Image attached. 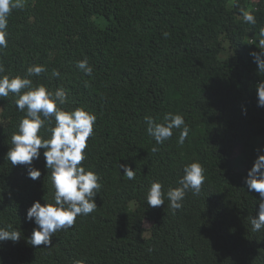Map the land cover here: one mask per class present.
<instances>
[{
	"label": "trees",
	"instance_id": "16d2710c",
	"mask_svg": "<svg viewBox=\"0 0 264 264\" xmlns=\"http://www.w3.org/2000/svg\"><path fill=\"white\" fill-rule=\"evenodd\" d=\"M240 8L254 13L255 26L242 21ZM260 28L264 0H25L13 10L0 63L9 75L44 65L34 83L63 86L67 107L95 113L83 163L102 187L96 210L55 233L51 248L29 245L35 225L27 209L43 197L52 202L54 189L43 149L33 162L42 172L36 181L6 159L24 113L11 93L0 98V227L22 235L0 245V264H264V229L253 232L249 221L259 194L244 184L264 148L255 89L264 72L249 55L259 51ZM85 57L91 76L75 66ZM169 111L190 126L183 145L178 130L163 145L147 135L144 117ZM193 161L205 170L199 195L189 192L176 211L166 198L165 205H147L150 181L175 187ZM119 163L135 170L134 180Z\"/></svg>",
	"mask_w": 264,
	"mask_h": 264
},
{
	"label": "clouds",
	"instance_id": "9594fccd",
	"mask_svg": "<svg viewBox=\"0 0 264 264\" xmlns=\"http://www.w3.org/2000/svg\"><path fill=\"white\" fill-rule=\"evenodd\" d=\"M24 6L25 0H0V51L7 49L9 44L8 25L11 13ZM239 14L244 23L253 26L257 24L252 11L240 8ZM168 35L167 32L164 33L165 37ZM255 35V45L259 51H250L249 55L257 65V71L264 72V28H260ZM75 66L86 76L93 73V67L86 57L77 60ZM45 72L47 68L44 65L31 63L22 75H9L0 63V98L9 97L11 93L16 108L24 113L17 131L12 133L6 159L13 167L25 166L27 178L36 181L42 172L33 162L40 159L43 149L45 167L48 173L50 171V182L54 189L52 202L43 197L45 203L35 200L27 209V222L35 225L27 243L32 247L43 245L51 248L55 233L67 231L74 227L78 216H87L96 210V197L102 184L100 175L93 169L86 168L83 163L87 159L88 141L94 136L97 116L83 105L67 107L69 93L63 86L50 90L47 85L34 83L31 79ZM60 75L59 70L53 69L52 78H59ZM85 84L87 85V81ZM255 89L257 106L264 108V79L256 84ZM244 114H247L246 108ZM144 123L147 135L156 145H163L171 140L174 130L179 131L178 145H183L191 130L178 112L169 111L162 117L146 115ZM151 151L157 152L159 148L154 146ZM257 153L253 166L244 178L247 190L259 194L256 215L249 217L253 232L264 229V148H258ZM118 167L128 180L135 179V170L129 164L119 163ZM182 171L183 175L175 187L165 189L161 181H150L145 194L147 205H165L166 198L168 206L176 211L183 207V200L189 192L199 195L205 181L202 164L198 161L187 163ZM21 238L19 228H13L12 225L0 227V245L7 241L16 244ZM73 264H86V261L76 259Z\"/></svg>",
	"mask_w": 264,
	"mask_h": 264
}]
</instances>
